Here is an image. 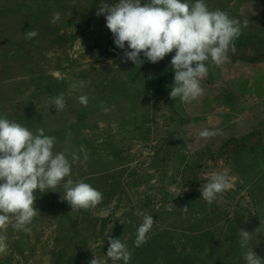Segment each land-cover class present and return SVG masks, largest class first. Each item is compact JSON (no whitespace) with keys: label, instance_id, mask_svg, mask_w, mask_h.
<instances>
[{"label":"rangeland","instance_id":"374dc122","mask_svg":"<svg viewBox=\"0 0 264 264\" xmlns=\"http://www.w3.org/2000/svg\"><path fill=\"white\" fill-rule=\"evenodd\" d=\"M205 3L248 25L226 62H206L204 95L182 102L169 95L175 52L155 64L143 54L140 66L124 62L127 45L117 48L97 16L100 0H0V117L34 134L43 128L56 152H77L71 179L103 195L95 208L71 211L62 185L37 192L41 214L30 230L0 233L8 245L0 264H88L93 256L123 264L107 259L108 237L127 245L130 264H246L240 228H258L249 247L264 258V0ZM28 30L38 35L27 39ZM60 93L66 106L57 112L49 103ZM205 129L222 134L202 138ZM212 171L233 187L209 205L200 188ZM141 212L155 222L136 248Z\"/></svg>","mask_w":264,"mask_h":264},{"label":"clouds","instance_id":"9594fccd","mask_svg":"<svg viewBox=\"0 0 264 264\" xmlns=\"http://www.w3.org/2000/svg\"><path fill=\"white\" fill-rule=\"evenodd\" d=\"M97 16L104 15L106 27L114 37L117 48L125 49L124 62L142 65L143 57L155 64L173 51L171 59L174 83L169 93L173 99L191 102L204 95L201 81L207 75L206 62L211 60L221 65L229 59V51L235 52V41L242 35V27L248 21L230 17L223 10H210L205 0H118L108 4L100 0ZM61 19L60 13H53L52 24ZM35 30L25 32V38L33 39ZM85 85L80 81V86ZM79 103L87 106L88 98L81 95ZM57 112L66 104L63 93L52 98ZM103 107V105H102ZM108 112V108L103 109ZM222 134L221 130L200 132V137L208 138ZM71 137V132L67 133ZM56 138L45 135L40 128L34 134L20 123L0 117V233L10 225L14 230L27 227L41 214L35 207L37 192L43 194L63 187L61 198L68 202L72 210H89L102 202V193L83 180L71 179V164L79 160V154L66 147L56 152ZM71 155V162L68 155ZM233 187L231 177L219 171L208 174L207 182L201 185V197L211 205L218 196ZM56 192V191H54ZM180 192L176 195L178 196ZM188 207L183 208L187 212ZM142 223L137 228L134 247L139 248L147 241V234L155 220L151 214L139 213ZM254 231H258L256 228ZM244 228L238 230L239 243L246 264H264L254 247H249L253 232ZM7 237L0 234V253L7 250ZM258 243V242H257ZM256 243V244H257ZM106 257L113 262L130 264L132 252L120 238L108 237ZM88 264H107L102 258L93 256Z\"/></svg>","mask_w":264,"mask_h":264},{"label":"water","instance_id":"95a60500","mask_svg":"<svg viewBox=\"0 0 264 264\" xmlns=\"http://www.w3.org/2000/svg\"><path fill=\"white\" fill-rule=\"evenodd\" d=\"M29 116L31 117V118H35V116L30 112L29 113ZM107 216V214L106 213H104V212H102L101 214H100V217H102V218H104V217H106Z\"/></svg>","mask_w":264,"mask_h":264}]
</instances>
